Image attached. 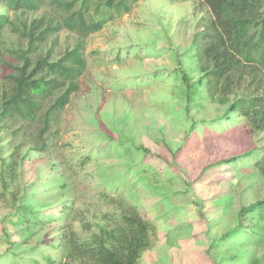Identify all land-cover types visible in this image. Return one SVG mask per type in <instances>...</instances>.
<instances>
[{
  "label": "rangeland",
  "instance_id": "rangeland-1",
  "mask_svg": "<svg viewBox=\"0 0 264 264\" xmlns=\"http://www.w3.org/2000/svg\"><path fill=\"white\" fill-rule=\"evenodd\" d=\"M207 12L199 0H139L81 36L63 27L55 0L26 11L0 1L11 21L0 36V111L23 52L34 66L81 45L86 64L49 129L44 113L68 83L33 121L0 114V264H51L69 229L87 240L133 210L152 224L138 264H264V206L240 213L264 199V131L238 113L224 118L255 85L247 73L220 101L199 81L194 41Z\"/></svg>",
  "mask_w": 264,
  "mask_h": 264
},
{
  "label": "trees",
  "instance_id": "trees-1",
  "mask_svg": "<svg viewBox=\"0 0 264 264\" xmlns=\"http://www.w3.org/2000/svg\"><path fill=\"white\" fill-rule=\"evenodd\" d=\"M0 1L13 11L37 10L44 3V0ZM55 1L67 13L62 20L63 27L87 36L101 30L115 15L129 13L139 0ZM199 2L208 8L198 22L201 30L196 33L194 41L195 47L202 45L200 64L204 75L199 81L202 84L204 79L207 80L211 98L229 101V95L245 84L248 73L255 85L254 90L235 96L224 118L238 113L251 129L264 131V0ZM10 22L7 14H0V36ZM35 48L36 45L30 43L28 51ZM81 49L82 46L78 45L53 62L39 58L34 66L27 52H23V63L9 76L11 90L2 101L1 121H33L41 113L42 99L68 83L44 113L43 131L49 129L55 116L69 102L71 93L78 88L77 77L86 66ZM183 77L187 81L186 74ZM41 145L43 150L46 143L41 140ZM237 159L238 156H234L217 164H229ZM17 163V159H13L7 164L12 177ZM262 206L264 199L243 207L240 213L253 212ZM261 213L264 219V211ZM122 220L117 228L102 227L97 235L87 240H83L73 228L69 229L63 234V257L51 260V264H138L143 251L150 247L152 224L137 210L122 214ZM262 231L259 243L264 241V228Z\"/></svg>",
  "mask_w": 264,
  "mask_h": 264
}]
</instances>
